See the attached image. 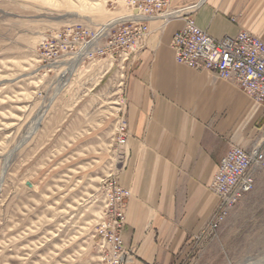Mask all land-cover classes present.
<instances>
[{"label":"rangeland","instance_id":"1","mask_svg":"<svg viewBox=\"0 0 264 264\" xmlns=\"http://www.w3.org/2000/svg\"><path fill=\"white\" fill-rule=\"evenodd\" d=\"M127 14L125 0H0V264L98 263L101 187L119 183L128 162L112 116L125 78L115 62L85 60L72 73L40 55L56 29L107 27ZM240 99L252 129L259 108L232 86V103ZM245 196H264V171Z\"/></svg>","mask_w":264,"mask_h":264},{"label":"crops","instance_id":"2","mask_svg":"<svg viewBox=\"0 0 264 264\" xmlns=\"http://www.w3.org/2000/svg\"><path fill=\"white\" fill-rule=\"evenodd\" d=\"M185 8L186 17L149 21L125 72L128 162L117 177L131 193L126 264H216L219 252L223 264H264V210L247 207L264 196H244L216 240L205 233L218 205L209 185L219 160L231 147L249 148L264 118L249 129L247 100L232 103L230 83L177 64L170 47L185 18L215 40L247 31L264 43V0H169V10Z\"/></svg>","mask_w":264,"mask_h":264},{"label":"built area","instance_id":"3","mask_svg":"<svg viewBox=\"0 0 264 264\" xmlns=\"http://www.w3.org/2000/svg\"><path fill=\"white\" fill-rule=\"evenodd\" d=\"M128 14L115 24L90 28L70 24L56 29L45 39L40 59L49 66L64 64L63 72L75 65V73L85 61L102 59L116 63L124 77L126 68L145 47L150 34L148 23L160 20L164 24L186 17L188 9L169 10V0H125ZM233 22V19H231ZM171 50L177 64L196 71L214 74L249 97L264 118V43L247 31L234 37L212 39L193 20L185 18L184 27L172 35ZM121 102L113 113L114 139L126 145L128 130L124 116L123 90ZM259 137L245 149L231 147L219 160L209 190L218 205L209 220L207 235L214 237L227 214L255 185L257 171H264V121ZM104 186L106 188L104 189ZM105 206L98 219L94 238L97 264H126L131 251L126 250L121 232L126 224V206L131 193L116 180L103 183Z\"/></svg>","mask_w":264,"mask_h":264},{"label":"bare ground","instance_id":"4","mask_svg":"<svg viewBox=\"0 0 264 264\" xmlns=\"http://www.w3.org/2000/svg\"><path fill=\"white\" fill-rule=\"evenodd\" d=\"M111 24H113V23H110L109 25H111Z\"/></svg>","mask_w":264,"mask_h":264}]
</instances>
